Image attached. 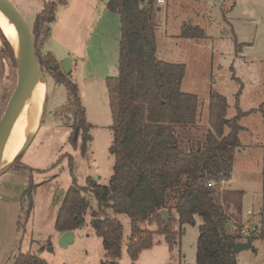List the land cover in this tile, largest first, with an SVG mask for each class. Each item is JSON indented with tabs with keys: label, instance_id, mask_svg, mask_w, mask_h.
Masks as SVG:
<instances>
[{
	"label": "rangeland",
	"instance_id": "rangeland-1",
	"mask_svg": "<svg viewBox=\"0 0 264 264\" xmlns=\"http://www.w3.org/2000/svg\"><path fill=\"white\" fill-rule=\"evenodd\" d=\"M11 1L34 31V21L49 0ZM56 1L57 20L51 24L53 34L42 43L46 34L45 30L41 32L37 56L46 60V54L51 52L60 64L68 57L74 61L69 78L77 84L87 119L93 125L92 140L85 153L81 136L77 146L70 141L76 117L68 101L67 88L40 64L47 84L41 124L19 160L0 173V264H13L21 252L38 254L50 264H100L107 259L103 238L93 225L92 212L98 210V202L92 193L85 192L91 206L85 213V223L74 230V238L67 246L59 241L61 233L56 229V220L71 185L85 187L88 177L108 185L114 173L115 158L110 152L113 119L107 78L117 74L121 17L110 9L103 13L105 0H65V4L62 0ZM210 2L165 0L158 3L156 0L154 15L158 58L185 63L182 90L199 97V121L190 130L194 143L201 144L205 143L210 127L212 91L227 97L228 118L238 112L237 93L241 87L239 106L244 111L258 108L264 102V0ZM190 27H196L193 31L202 34L185 36ZM236 42L242 43L240 50ZM16 55L11 40L0 26V118L17 85ZM243 124L250 128V134H242L230 182L225 186L224 180L217 187L220 192L217 198L230 206L229 213L234 217L238 213L235 207L241 206V223L253 221L259 233L264 221V115L254 112L243 119ZM177 196V192L171 193V207ZM106 213L122 222L124 240L129 239L131 218L112 208ZM173 213L171 227L179 230L178 214L175 210ZM201 223V217L196 216L195 224L183 226L184 233L174 251L159 233L157 222L145 223L144 227L154 232V247L133 260L123 240L118 261L120 264H194ZM253 245L254 248L240 251L239 264H264V239L256 237Z\"/></svg>",
	"mask_w": 264,
	"mask_h": 264
},
{
	"label": "trees",
	"instance_id": "trees-1",
	"mask_svg": "<svg viewBox=\"0 0 264 264\" xmlns=\"http://www.w3.org/2000/svg\"><path fill=\"white\" fill-rule=\"evenodd\" d=\"M107 7L121 17L117 74L107 78L113 119L110 152L115 158L114 173L108 185L96 183L93 177H88L85 187L71 185L61 204L56 229L63 233L85 223V213L91 206L87 191L98 202V210L92 212L93 225L103 238L107 257L100 264H120L118 258L122 254L124 227L120 220L107 215L110 208L131 218L127 251L133 260L155 244L154 232L145 228V223L157 222L159 233L174 251L184 233L183 226L195 224L196 216H200L202 223L194 264H239L234 251L236 243L251 237L264 239V221L259 233L245 236L241 206L235 207L237 217L232 216L230 206L218 200L217 187L232 176L235 152L241 146L239 133L244 129L240 119L254 112L264 115V102L258 108L244 111L239 106L241 87L237 93L238 112L228 118L227 97L212 91L205 143H194L190 129L199 121V97L182 90L185 63L169 62L157 56L156 0H109ZM56 9L57 1L49 0L37 15L33 31L36 47L42 31L46 34L42 43L50 36ZM189 29L190 32H184L185 36L202 34L193 31L196 27ZM236 47L240 50L242 43L236 42ZM46 58L38 56L39 63L52 72L58 83L66 86L76 117L70 141L77 146L81 136L85 153L92 140L93 125L87 119L78 86L62 71L53 53L48 52ZM210 182L214 185L210 186ZM33 188L34 185L30 196ZM172 192L178 193L174 207L169 205ZM224 196L227 201V195ZM161 209L169 211L168 225L163 221ZM173 210L178 214L179 230L171 227L175 218ZM13 264L50 263L38 254L21 252Z\"/></svg>",
	"mask_w": 264,
	"mask_h": 264
},
{
	"label": "water",
	"instance_id": "water-1",
	"mask_svg": "<svg viewBox=\"0 0 264 264\" xmlns=\"http://www.w3.org/2000/svg\"><path fill=\"white\" fill-rule=\"evenodd\" d=\"M108 1L109 0H105L106 3H108ZM0 7L4 11L6 16L14 23L19 35L23 38V40L27 44L26 49L22 48L21 58L17 57L16 49L14 47L15 55L18 63L19 75H18L17 85L13 90V93L8 101L7 107L2 117L0 118V151H1L9 131L10 124L19 115L20 110L22 109V106L24 105L27 99L28 91L33 79L37 77H41L42 79H44V77L37 56L35 36L30 24L28 23L24 15L21 13V11L18 9V7L14 5V3L11 0H0ZM71 62H72L71 58L68 57L61 63V67L65 74H70L72 68ZM41 120H42V116L40 119V124H41ZM31 138L28 140V142L31 140ZM28 142L21 149V151L14 157L13 161L7 167L0 170V173L6 170L7 168H10L11 164L15 161V159L24 151V148L27 146ZM160 214L163 217V221L165 225H168L170 222L169 211L167 209H161ZM74 235H75L74 230L65 231L61 233L59 241L62 245L67 246L73 240ZM253 239L254 238L251 237L246 241H239L238 243H236L234 251L236 253H239L244 249L254 248Z\"/></svg>",
	"mask_w": 264,
	"mask_h": 264
},
{
	"label": "bare ground",
	"instance_id": "bare-ground-1",
	"mask_svg": "<svg viewBox=\"0 0 264 264\" xmlns=\"http://www.w3.org/2000/svg\"><path fill=\"white\" fill-rule=\"evenodd\" d=\"M0 26L4 34L14 45L17 57L21 58L22 48L26 49L27 44L19 35L14 23L6 16L1 7ZM46 87V81L41 77L33 79L27 99L19 115L11 122L8 134L0 151V170L7 167L13 161L14 157L21 151L37 130L43 112Z\"/></svg>",
	"mask_w": 264,
	"mask_h": 264
},
{
	"label": "crops",
	"instance_id": "crops-1",
	"mask_svg": "<svg viewBox=\"0 0 264 264\" xmlns=\"http://www.w3.org/2000/svg\"><path fill=\"white\" fill-rule=\"evenodd\" d=\"M211 4L213 3L212 2V0H211V2H210ZM65 4V3H64ZM105 9L103 10V13H104V11L106 12V10H108L109 8L107 7V3H106V6L104 7ZM57 20V15H56V19H55V21ZM53 34V29H52V31H51V34H50V36ZM49 37V36H48ZM47 37V38H48ZM56 56V55H55ZM54 56V57H55ZM56 59H57V61L59 62V58L56 56L55 57ZM71 71L73 70V68H74V61L71 59ZM60 63V62H59ZM61 65V64H60ZM115 69H117V66L115 67ZM252 114V113H251ZM250 115V114H249ZM249 115H247V116H249ZM247 116H244V117H242L241 119H240V123H241V125L244 127V129H242L241 131H240V133H239V135H240V139H241V144H242V134L244 133V132H248L249 134H250V128H248L246 125H244L243 124V119H245V117H247ZM235 162V161H234ZM234 168V167H233ZM229 182H230V180H226V181H224L223 183H224V185L226 186L227 185V183L229 184ZM225 186H224V188H225ZM250 210V209H249ZM245 240V239H244ZM254 241H255V238L253 239V243H254ZM124 243H126V244H128L129 243V239L127 238L126 240H124ZM155 245V244H154ZM154 247V246H153ZM152 247V248H153ZM149 249H151V248H149ZM146 250V249H145ZM144 251V250H143ZM142 251V252H143ZM142 252H141V254H142ZM240 253V252H239ZM239 253H237V256H238V254ZM140 254V255H141Z\"/></svg>",
	"mask_w": 264,
	"mask_h": 264
},
{
	"label": "built area",
	"instance_id": "built-area-1",
	"mask_svg": "<svg viewBox=\"0 0 264 264\" xmlns=\"http://www.w3.org/2000/svg\"><path fill=\"white\" fill-rule=\"evenodd\" d=\"M158 3H163L165 0H157ZM210 186L214 185V182L209 183ZM251 210H248V213H251ZM243 226V234L245 236H250L252 234H255L257 232V226L254 225L253 221L249 220L247 224L241 223ZM248 240V239H247Z\"/></svg>",
	"mask_w": 264,
	"mask_h": 264
}]
</instances>
